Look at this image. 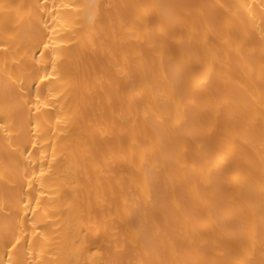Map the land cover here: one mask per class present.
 I'll return each instance as SVG.
<instances>
[{
  "label": "snow or ice",
  "instance_id": "6c2138e0",
  "mask_svg": "<svg viewBox=\"0 0 264 264\" xmlns=\"http://www.w3.org/2000/svg\"><path fill=\"white\" fill-rule=\"evenodd\" d=\"M74 40L107 69L65 193L83 226L64 248L21 200L0 220V264H47L54 251L68 257L57 264H264V0H0V87L30 122L75 87Z\"/></svg>",
  "mask_w": 264,
  "mask_h": 264
},
{
  "label": "bare ground",
  "instance_id": "6f19581e",
  "mask_svg": "<svg viewBox=\"0 0 264 264\" xmlns=\"http://www.w3.org/2000/svg\"><path fill=\"white\" fill-rule=\"evenodd\" d=\"M17 2L34 3L35 0H17ZM55 2L60 3V0ZM65 2L86 5L93 0H65ZM105 2L121 4L132 0H105ZM143 2H153V0H143ZM213 2H236V0H213ZM248 2L259 3V0H248ZM66 32L67 29H62L61 34ZM67 47L73 49L67 71L75 87L65 99L61 100L60 105L41 109L43 113L50 115L41 116L39 121L33 118L30 122L27 108L14 101L12 96L6 97L0 87V220L6 212L15 213L22 209L24 205L20 203L21 200L25 203L30 201L31 207L37 208L40 213L41 227L46 225L47 231L53 234L55 239L61 240L64 248L70 249L72 235L83 225L78 224L75 217L70 214L65 202V193L70 191V183L76 176L75 162L83 161L90 132L101 115L102 105L106 103L102 86L106 84L104 74L107 69L102 59L86 43L74 40ZM44 95H47L46 88ZM36 115L33 111L32 117ZM58 118L59 124H57ZM53 131H55L54 136ZM29 133L32 134L31 137ZM65 139H67L66 143ZM52 140L56 142V159L52 161V171H48L47 161L52 159ZM41 150H44V156H41ZM42 162L45 170L43 176L40 175ZM31 215L32 213L29 212L28 216ZM83 220L87 221L89 217L85 215ZM105 224L104 213L101 211V206H96L93 195L91 225L103 231ZM85 231H87L86 227ZM66 258L68 257L65 251H54L41 256L40 260L46 261L47 264H57L58 261ZM0 259L7 260L2 247H0ZM256 259H261L259 254Z\"/></svg>",
  "mask_w": 264,
  "mask_h": 264
}]
</instances>
